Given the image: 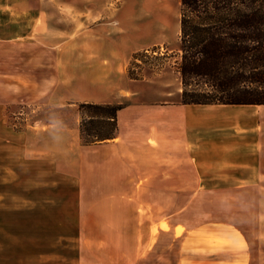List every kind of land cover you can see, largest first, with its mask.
<instances>
[{
  "label": "rangeland",
  "instance_id": "374dc122",
  "mask_svg": "<svg viewBox=\"0 0 264 264\" xmlns=\"http://www.w3.org/2000/svg\"><path fill=\"white\" fill-rule=\"evenodd\" d=\"M56 8L57 26L68 28L64 35L57 27L56 50L41 42L40 51L0 54V264H264V194L255 181L242 186L220 171L196 191H78L65 170L78 152L65 159L58 132L73 137L79 128L83 144L88 102L56 78L63 41L87 28L139 49L120 87L98 104L125 106L133 88L159 104L164 90L182 91L181 0H71ZM38 24L42 31L44 14ZM47 129L56 155L39 149ZM102 131L112 126L102 123Z\"/></svg>",
  "mask_w": 264,
  "mask_h": 264
},
{
  "label": "crops",
  "instance_id": "0c3cea01",
  "mask_svg": "<svg viewBox=\"0 0 264 264\" xmlns=\"http://www.w3.org/2000/svg\"><path fill=\"white\" fill-rule=\"evenodd\" d=\"M58 3L71 0H0V54L23 51L24 46L40 51L41 42L43 50H56L57 27L64 35L68 30L56 24ZM28 15L36 21L32 27ZM88 32L85 28L74 35L77 38L63 41L56 78L70 97L101 103L120 87L128 59L139 49L122 46L112 34ZM3 76L1 84L6 81ZM181 92L164 90L157 95V104L133 88L132 102L118 112L113 138L84 145L79 143V128L73 137L59 131L65 159L73 147L78 152L76 165L65 168L79 181L77 190L196 191L201 180L222 171L242 186L255 181L257 191L264 194V104H183ZM54 138L47 129L39 149L47 155L59 153ZM143 178L149 182L141 185Z\"/></svg>",
  "mask_w": 264,
  "mask_h": 264
},
{
  "label": "trees",
  "instance_id": "16d2710c",
  "mask_svg": "<svg viewBox=\"0 0 264 264\" xmlns=\"http://www.w3.org/2000/svg\"><path fill=\"white\" fill-rule=\"evenodd\" d=\"M177 69L183 104H264V0H181ZM123 107L82 104L83 144L113 138Z\"/></svg>",
  "mask_w": 264,
  "mask_h": 264
}]
</instances>
